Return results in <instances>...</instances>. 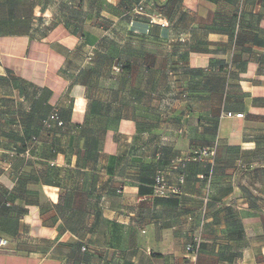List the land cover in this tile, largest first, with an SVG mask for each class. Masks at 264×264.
Wrapping results in <instances>:
<instances>
[{"label": "crops", "instance_id": "0c3cea01", "mask_svg": "<svg viewBox=\"0 0 264 264\" xmlns=\"http://www.w3.org/2000/svg\"><path fill=\"white\" fill-rule=\"evenodd\" d=\"M159 1L164 6L170 0ZM204 2L182 0L181 9L198 16ZM238 9L244 21L238 40L214 33L223 37V51L212 39L209 50L190 51L195 70L231 52L238 55L239 70L252 62L238 82L242 110L233 113L244 117L226 116L221 88L218 130L204 110L160 112L149 119L143 96L115 113L106 97L90 100L87 84L67 73L75 38L63 23L42 39L0 33V196L10 194L14 211H23L15 233L0 232L12 249L0 248V264H86L80 247H109L118 230L126 231L127 240L132 232L130 249L106 248L95 264H264V0H238ZM234 16L224 30L231 29ZM148 18L140 19L144 31L150 27V37L159 38L168 18ZM194 56L204 57V64L194 65ZM259 58L257 75L253 62ZM36 66L44 69L46 82L34 83L45 91L22 80L31 81L27 76ZM55 106L63 109L66 127L41 132L26 158L27 136L40 131L41 117ZM216 131L224 152L195 160V151L210 147ZM183 163L181 192L155 198L154 176L163 172L176 187ZM194 237L202 242L196 257L186 253Z\"/></svg>", "mask_w": 264, "mask_h": 264}, {"label": "rangeland", "instance_id": "374dc122", "mask_svg": "<svg viewBox=\"0 0 264 264\" xmlns=\"http://www.w3.org/2000/svg\"><path fill=\"white\" fill-rule=\"evenodd\" d=\"M205 1L198 16H190L179 3L163 7L156 0H0V29L22 30L39 36L54 24L63 22L75 38L67 73L73 78L80 73L79 77L86 81L90 100L106 97L111 100L108 107L115 113L136 104L143 96L146 97L144 113L149 119L160 112L204 110L209 113L207 121L215 125L216 112L222 109V101L217 97L222 88L219 64L214 68L209 65L199 72L192 71L190 51L209 50L213 45L209 39L223 51V37L212 34L223 31L229 34V28L224 30L223 26L228 25L230 15H235L238 0L225 6L222 0ZM189 6L190 2L186 8ZM152 15L167 16L171 20L166 31L155 39L144 31L142 24L145 22L140 21ZM211 15H215V21L206 23ZM156 47L160 48L154 51ZM236 56L231 52L225 54L224 59L231 64ZM204 62L202 56L193 57L194 65L201 66ZM36 68L27 77L43 85L46 82L44 66L40 71L39 66ZM238 82L236 77L232 78L224 96L231 109H237L244 102ZM206 92L213 94L208 97L203 95ZM218 137L216 131L211 154L204 157L214 158L224 152L225 146L221 145L225 141ZM11 226L18 230L19 223ZM131 233L128 240L126 231L117 234L119 240L117 237L110 240L111 245L104 249L86 245L82 260L94 264L98 254L106 248L110 253L126 252L131 247ZM6 251H12L9 245Z\"/></svg>", "mask_w": 264, "mask_h": 264}, {"label": "trees", "instance_id": "16d2710c", "mask_svg": "<svg viewBox=\"0 0 264 264\" xmlns=\"http://www.w3.org/2000/svg\"><path fill=\"white\" fill-rule=\"evenodd\" d=\"M169 3H179L180 7L182 6V0H170L167 4H169ZM166 5H164L163 7H166ZM161 10H165V9H161ZM168 20H169V22H171L170 19H168ZM243 22H244L243 21V11L238 9L236 11V13H235L234 21L232 23L231 29L229 30V34H231V38L232 39H235V40L239 39V37L241 35L242 27H243ZM60 23H63V22H60ZM57 24H59V23L54 24L46 32H41V35H39V36L33 35V34L28 33L26 31H22V30L20 31V30H15V29H10V30L0 29V33L1 34H24L25 36H28L31 40L42 39L43 37H45L47 32L51 31ZM63 24L68 30H70L69 27L67 26V24H65V23H63ZM152 25H153L152 22H150L149 26H152ZM147 29L148 30H145V31L147 33H149L151 28L149 27ZM193 50H195V49H193ZM251 63H252L251 61L245 63L243 68L239 70V69L236 68V66H238L237 56L234 58V61L231 64H229L228 61H226L225 59L213 58V59H211V62H210V68H214V66L216 64H219V69H220L219 71H221V76H222V88H225V93L227 95L231 79L236 77V79L238 81L242 80V75L247 73L248 66ZM253 63H255L257 65V67H258L257 68V72H256L257 75H260V72H261L260 58L257 59L256 61H254ZM191 70L195 71V72H199L200 69H198V70L191 69ZM79 74L80 73H78V75H76L74 80L86 83V81H84L83 79H81V77H79ZM22 80L24 82L28 83L30 86L39 88V90L41 89L42 91H45L47 89L45 87H40V86L36 85L32 81H28V80H25V79H22ZM260 101H264V99H262ZM242 105H243V101H242V103L240 104V106L237 109H231L230 105L227 104V101H225L224 111L227 114L228 113L233 114L234 112L242 110ZM53 115L57 117V120H52L51 119V117ZM46 122H48V124L50 125L49 127H47L45 125ZM215 126L217 128V122L215 123ZM65 127H66V120L64 119V116H63V109H61V108H59L57 106L49 107L47 114L41 117V129H40V131L34 132V133L29 134L27 136V140H26V142L24 144V150H23L22 154L26 158L31 156L32 152L35 150V148L37 147V145L40 142L41 132L47 131V132L52 133V132H54L57 129H64ZM210 147H201V148L197 149L195 151L194 155H193L194 159L200 161V160L206 158V157H204V156H206V155H204V152L206 151L210 155L211 154V150H212V148H210ZM207 158H209V157H207ZM185 168H186V164L183 163L182 164V168H181V170H182L181 171V175L179 177L178 185L176 187H172L169 184L168 179L163 174V172H159V173L164 175V177H165V179H166V181L168 183V186L171 187V188L178 189V192L177 193H171L167 197H164V198H157V197H155V198H157V199H166L169 196H173V195L179 194L181 192V190H182V187L185 185V182H186V176H185V172H184ZM155 177H156V175L154 176L153 182H152V194H153V187H154V184H155ZM13 203H14V199L11 197L10 194L7 193L6 195H1L0 196V232H2V231L4 232L5 229H9L10 232H14V233L17 231V230H14L11 225H14V223H16V222L19 223V218L22 216L23 211H21L20 208H17L16 210H18V212L16 213L14 211V208H13ZM19 210H20V212H19ZM12 211L14 212V214L11 213ZM26 212H28V210L24 211V213H26ZM200 216H201V219H202L201 223L204 224V221L206 219V211H205L204 214L201 213ZM5 221L7 222L6 224H4ZM114 226L117 227L116 224H114ZM117 234H121V232L118 230L116 233H114V235H115L114 237L115 238L116 237L118 238V236H116ZM0 237H1V235H0ZM196 238L197 237H194L193 238V242L191 244H189V245H195V239ZM117 240H119V238ZM80 248H81V250H83V249L86 250L85 246H82ZM201 249H202V242H200L198 255L200 254ZM115 250L117 251L118 249H115ZM117 252H119V251H117ZM189 255H191V254H189ZM154 257H159V256H154ZM83 261H85L86 264H92V263H89L88 260H83ZM118 264H120V263H118ZM123 264H127V263H123Z\"/></svg>", "mask_w": 264, "mask_h": 264}, {"label": "built area", "instance_id": "2783aa9c", "mask_svg": "<svg viewBox=\"0 0 264 264\" xmlns=\"http://www.w3.org/2000/svg\"><path fill=\"white\" fill-rule=\"evenodd\" d=\"M227 117L232 118V117H237V118H243L244 115L243 114H231L228 113L226 114ZM52 120H57L56 116H52L51 117ZM45 125L47 127H49L50 125L48 124V122L45 123ZM204 155H208V153L205 151ZM182 182V181H181ZM178 189L175 188H171L168 186V183L164 177L163 174L158 173L155 177V184L153 187V196L157 197V198H164L167 197L169 194L171 193H177ZM200 238H196L195 239V245H189L186 247V252L188 254H191L192 256L196 257L198 255V251H199V247H200ZM8 245V240L4 239L2 237H0V248L6 247ZM85 250V249H83Z\"/></svg>", "mask_w": 264, "mask_h": 264}]
</instances>
